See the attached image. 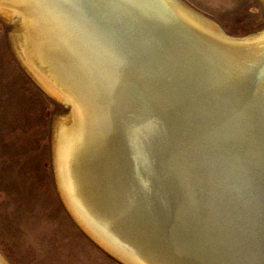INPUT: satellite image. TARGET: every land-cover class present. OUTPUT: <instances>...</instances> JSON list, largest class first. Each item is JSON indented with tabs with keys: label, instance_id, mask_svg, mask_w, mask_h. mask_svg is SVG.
Wrapping results in <instances>:
<instances>
[{
	"label": "bare ground",
	"instance_id": "6f19581e",
	"mask_svg": "<svg viewBox=\"0 0 264 264\" xmlns=\"http://www.w3.org/2000/svg\"><path fill=\"white\" fill-rule=\"evenodd\" d=\"M157 1H160L165 9L170 10L176 19L170 18L169 21L166 19L168 22L164 24L166 28L175 30L174 32L180 29L181 31L177 33L179 38L189 47L194 48L186 42L188 36L202 48L200 59L202 64L196 65L200 60L194 56L195 60H191L193 62L191 65L210 71L206 74L208 77L214 78L222 74L223 80L226 79L229 84L225 87V92L227 96L233 95L235 109L232 112L235 116L237 112L242 116L238 120L235 118L234 122L230 120L231 126H234L231 130L225 129L219 119L215 120L216 124L210 123V120L217 117L215 111H219V106H225V99L222 100L218 96L225 93L220 90L221 81L211 80L210 86L203 79L205 76L200 75L201 72L193 67L183 69L178 65L175 67V73L172 70L173 58L165 60L170 64L169 67H165L159 59L151 63L146 54L142 66L147 72L152 68L155 69L153 77H156V72L168 75L159 80L162 83L161 88L160 85L151 82L149 86L146 78L126 69L125 66L118 65L116 68L113 63L116 45L109 42H101L98 45L96 42L97 29L109 36L113 31L99 23L92 11V0H0V16L16 24L11 42L22 66L33 77L32 79L48 91V95L51 93L56 102L70 110L67 115L55 118L53 123L54 159L58 188L63 194L61 196L69 204L70 211L76 213L73 215L80 225H88L87 228L93 237L103 244L104 248L112 249L114 253L131 261L130 263L207 264L197 253H185L181 256L180 250L177 249L179 245L165 242L161 236H157L158 230L147 228L142 230L145 226L142 219L150 216L156 218L159 214L150 200L160 203L165 194L172 199L175 198L164 189L168 188L166 186H161L160 192L150 190L145 193L144 189L136 184V181L143 177L149 180L147 173H152V170L143 166L144 162L137 154L143 151V146L138 143L137 137L131 135L134 131L129 128L123 113L122 115L118 113V106L123 105L131 112L129 96L134 94L136 97L134 79L138 77L142 94L136 97L134 106L139 110L144 108L141 103L145 99L143 98L145 92H149L151 87L153 99L165 105L162 107L164 116L160 115L161 125L168 126L167 123H171L176 126V117L185 116L184 120H190L186 126L190 123L196 124L197 128L202 130L201 138L207 139L205 142L208 144H212L209 141L214 142L215 136L208 135L209 130L200 126L206 128L220 126L218 136L221 144V139L223 142H255L264 156V30L244 37H232L183 0ZM261 1L264 5V0ZM119 2L117 4H123L122 1ZM100 5L96 1L95 9L97 10ZM154 8L158 6L154 5ZM164 17L166 15H158L157 19L165 21ZM123 26L129 34L130 28L126 24ZM99 38L105 36L101 34ZM128 48L130 56L135 54L136 57H142L139 52ZM152 50L158 53L155 49ZM93 53L97 54L96 58H99L100 54L107 56L103 66L96 61L93 62L95 57L90 56ZM119 54L124 56V50H120ZM240 77L242 78L239 82ZM194 86H197L196 89ZM165 89L167 93L163 91ZM238 102H241L240 108ZM167 104L170 106L169 111L166 108ZM200 106L203 108H198ZM203 110L206 111V119L204 116L202 121L199 111L203 113ZM235 126H249L252 132L241 133ZM197 128L196 134H199ZM231 132H238L239 135ZM125 134H129L130 143L133 142L132 148L136 146L133 154L140 168L139 174L124 171V158L115 157V151L118 156L121 155L119 148L121 143L116 139L123 140ZM214 149H217L216 145L210 149V154H213ZM196 150L198 155H203L201 149ZM225 158L226 163L230 162L228 156ZM154 182L157 183L156 180ZM158 182H161L160 177ZM140 199L145 208H141ZM170 206L174 207V211L187 214V208L182 205L173 203ZM192 206L200 212L196 203ZM205 218L208 225L203 229L199 228L204 242L208 239L213 240L214 235L217 236V239L214 237L217 241L210 244L215 249L218 242L220 244L231 242L225 235L229 227L221 228L212 218ZM139 220H142V223ZM257 234L258 230L252 237L256 239ZM231 236L234 237L235 234ZM156 242L162 243V247L154 245ZM241 255L246 257L244 252ZM164 256L167 257L164 259ZM247 259L245 264H254V260L255 264L261 262L260 257L251 261L250 254ZM234 261L239 262V258H235ZM0 264L9 263L0 255Z\"/></svg>",
	"mask_w": 264,
	"mask_h": 264
},
{
	"label": "water",
	"instance_id": "95a60500",
	"mask_svg": "<svg viewBox=\"0 0 264 264\" xmlns=\"http://www.w3.org/2000/svg\"><path fill=\"white\" fill-rule=\"evenodd\" d=\"M92 1V11L98 18L99 23L113 31V34L109 36L105 32L97 29L96 42H98V45L101 42H109L116 45V56L113 54V63L115 67L118 65L125 66L126 69L136 72L146 78L149 86L151 82L158 86L160 85L161 88L162 83L159 80L168 75L162 72H156V77H153L152 73L155 69L152 68L147 72L142 66V61H145L146 58L144 54L149 57L151 63L159 59L164 63L165 67L170 66L165 60L167 58H173L172 70L175 73V67L178 65L183 67V69L193 67L199 73L201 72L200 75L203 74L205 78L221 81L220 90H223V92L226 91L225 87H228L229 84L226 79L223 80L222 74L214 78L213 76L208 77L206 74L210 71L203 67L191 65V63H193L191 60H195L194 56L199 60L202 59V48H200L198 44L196 45L193 39H190L188 36L186 42L191 44L194 48L189 47L179 38L177 33L181 31L180 29L174 32L175 30H168L166 28V25H164L167 22L166 19L169 21L170 18L174 19V17L170 13V10L167 8L165 9L162 4L159 3L160 1L120 0L123 4H117L120 3L119 0ZM96 1L101 4L97 7V10L95 9ZM154 5H157L158 8H154ZM158 15H166V17H164L165 21L157 19ZM1 18L3 19V17ZM87 24L95 29L90 23ZM125 24L130 28L129 34L124 29L126 28L123 26ZM98 34L99 36L103 34L105 38H99ZM171 42H174V44ZM128 47L139 52L142 57H136L135 54L130 56ZM152 49H155L158 53L156 54ZM120 50H124V56L119 54ZM90 56L95 57L93 62L96 61L100 66L104 65L107 57H105L104 54H100L99 58H96V53L90 54ZM198 64H202V61L200 60L199 63H196V65ZM173 67L175 69H173ZM241 78L242 77L238 78L239 82ZM134 84L135 88L138 90L137 93L141 96L142 91H140L139 88L138 77L134 79ZM37 85L46 93L50 100L69 110L67 106L56 102V98L51 95V93L48 95V91L40 84L37 83ZM167 87L169 88L168 85ZM163 91L167 93L166 89ZM145 93L146 95L143 98L146 100L144 99L141 103L144 108L142 110H135L134 113L130 112L128 108L123 107V105L119 107L117 100H115L119 108L118 113L120 115L123 113L127 118L129 126H131L134 131L131 132V135L135 136V138L137 137L138 143L146 150L145 152L137 153L141 156V161L144 162L143 166H147L148 159L154 176V174L157 175L156 167L161 171L163 167L162 164L166 166V164L169 163L171 153L169 150H172L176 157H180L182 154H184L185 157L180 161L181 164H176L175 167H169L167 165L169 169L174 171L169 177L170 180L174 181V186L172 189H164L172 193L175 199L165 194L164 199L160 203L150 200L153 208H155L159 214L156 218L150 216V218L145 217L142 219L139 217L142 215L137 216L145 222V226L142 227V230H146L145 228L158 230L159 233L157 236H161V239L165 242L170 245L174 243L179 245L177 246L178 248H176L180 250L181 256L185 253H197L205 259L207 264H245L249 254L251 256V261L256 257H260L261 262L259 264H262V253H264V156L259 150V145H256L255 142L251 143L250 141H242L240 143L225 141L222 145L218 136L220 126H209V128L200 126L202 129L209 130L208 135L215 136L213 137V139H215L214 142L209 141L212 144L206 143L205 141L207 139L204 140V138H201L202 130L197 128L194 123H190L188 126H167V128H165V126H158L161 125L160 115L164 116L161 109L165 105L156 103L157 101L153 99L154 96L151 87L149 88V92ZM220 99H225V106H219V111H215L217 112V117L215 119L210 120L211 117L209 116L210 123L216 124L215 120L219 119L222 125L225 126V129L231 130L234 126H231L230 120L234 122L235 118L238 120L242 116L238 112L235 116L232 112L235 109L233 95L231 97L229 95L227 96L225 92L220 94ZM91 102L93 101L91 100ZM237 104L239 105L238 108H240L241 102ZM168 105L169 104L166 105V108L169 111L170 106ZM204 107L206 106L204 105ZM199 108L203 107L200 106ZM240 110L243 111L242 109ZM205 112L206 111L202 113V111H199V115L202 116L200 117L202 121ZM196 120L198 122V119ZM235 127L241 133L243 131L252 132L249 126ZM196 128L199 130V134H196ZM231 133L237 136L239 135L238 132ZM128 137L129 134H125L123 140L120 138L116 139L117 142L121 143L119 145L121 155L118 156L115 151V157L116 159L124 158V171L139 174L140 171H138V169L140 168L137 166L134 155L136 146L132 148L133 142L130 143ZM260 140L262 142V139ZM166 145H169L172 149L165 148ZM213 145H216L217 149H214L212 151L213 154H210V149L213 148ZM197 148L203 151V155L192 154V151H195ZM225 156H228L230 162L226 163ZM152 160L160 163L153 165L151 162ZM144 169L146 170V168ZM130 179L131 178H129V180ZM136 184L140 185L145 193L150 190L151 192L154 190H159L160 192L161 186H165V182L155 183L153 177L149 180L143 177L137 180ZM130 194L132 196V192ZM128 196L130 195L128 194ZM142 196L144 195L142 194ZM61 199L63 204L67 207L71 218L81 228L82 232L89 239L101 245V243L93 237L94 235H92L91 232L80 225L78 219H76L70 211L69 205L64 200V197L61 196ZM140 201L142 203L141 208H145L141 199ZM143 201L145 200L143 199ZM173 203L187 208V214L185 215L180 211H174V207L170 206V204L173 205ZM195 203L199 206L200 212L192 206ZM205 217L215 220L221 228L227 226L234 229L235 234H237L236 240H241L242 243L239 242L238 244V242H236L238 246L235 247L234 245L229 246L224 242H221V244L218 242L216 243L215 249L210 243L217 241L216 235L213 236V240L208 239L207 242H204L203 234L200 235L199 228L203 229L208 225ZM147 218H149V220H146ZM142 220L139 221L142 223ZM188 221H190V223H188ZM253 228H257L258 230L256 239L250 234ZM214 237L216 239H214ZM102 246L104 245L102 244ZM242 252L246 253V257L241 255ZM112 255L122 264H134L123 257ZM165 257L167 256L163 258L165 259ZM235 258H239V262L235 263Z\"/></svg>",
	"mask_w": 264,
	"mask_h": 264
},
{
	"label": "rangeland",
	"instance_id": "374dc122",
	"mask_svg": "<svg viewBox=\"0 0 264 264\" xmlns=\"http://www.w3.org/2000/svg\"><path fill=\"white\" fill-rule=\"evenodd\" d=\"M183 2L214 21L229 36L244 37L264 30L261 0ZM14 25L0 17V255L9 264H122L111 254L119 256L112 249L110 253L108 248L82 232L62 202L54 159L53 123L70 110L50 100L19 62L11 42ZM203 79L211 86L212 79ZM136 97L129 96L132 113L139 110L133 104ZM184 118L176 117V126L190 122ZM168 126L174 125L169 123ZM129 128L132 130L131 126ZM221 142L223 145V139ZM165 148L172 149L169 145ZM169 152V163L162 164L161 171L156 167L157 175L147 173L157 183L160 177L166 189L174 186V181L169 179L174 171L167 165L175 167L185 157L184 154L176 157L172 150ZM192 154L197 155V150ZM147 167L152 168L148 159ZM82 226L87 228L88 225ZM256 231L257 228H253L251 236ZM233 234L235 230L231 228L225 232L231 241L226 244L236 247L242 242L236 240L237 234L232 237ZM154 245L161 248L163 244ZM262 261L264 264V258Z\"/></svg>",
	"mask_w": 264,
	"mask_h": 264
}]
</instances>
